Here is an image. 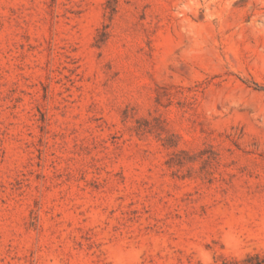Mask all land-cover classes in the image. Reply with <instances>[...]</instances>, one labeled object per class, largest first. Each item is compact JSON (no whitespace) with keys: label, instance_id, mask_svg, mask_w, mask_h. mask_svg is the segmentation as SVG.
Listing matches in <instances>:
<instances>
[{"label":"rangeland","instance_id":"374dc122","mask_svg":"<svg viewBox=\"0 0 264 264\" xmlns=\"http://www.w3.org/2000/svg\"><path fill=\"white\" fill-rule=\"evenodd\" d=\"M0 264H264V0H0Z\"/></svg>","mask_w":264,"mask_h":264}]
</instances>
